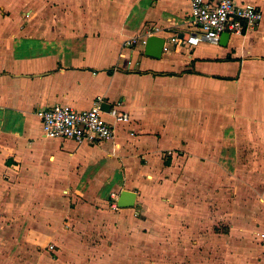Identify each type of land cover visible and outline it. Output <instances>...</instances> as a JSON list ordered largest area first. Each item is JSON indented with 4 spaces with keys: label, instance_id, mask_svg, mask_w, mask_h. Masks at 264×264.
I'll return each instance as SVG.
<instances>
[{
    "label": "crops",
    "instance_id": "obj_1",
    "mask_svg": "<svg viewBox=\"0 0 264 264\" xmlns=\"http://www.w3.org/2000/svg\"><path fill=\"white\" fill-rule=\"evenodd\" d=\"M237 1L264 15V0ZM196 29L191 0H0V225L39 192L26 237L56 252L40 264H264V17L219 44L192 46ZM152 34L160 58L145 54ZM96 101L113 138L44 134L40 107ZM223 172L244 183L232 235L205 232ZM123 189L135 206H118Z\"/></svg>",
    "mask_w": 264,
    "mask_h": 264
},
{
    "label": "built area",
    "instance_id": "obj_2",
    "mask_svg": "<svg viewBox=\"0 0 264 264\" xmlns=\"http://www.w3.org/2000/svg\"><path fill=\"white\" fill-rule=\"evenodd\" d=\"M191 17L197 29L189 35L187 42L194 46L201 42L219 44L225 32L244 35L259 26L264 15L257 5L250 2L191 0ZM138 38L127 39L125 46L133 48ZM109 112L117 122L130 120V114L119 106L110 108ZM37 113L48 137L73 139L78 143H101L115 136V125L103 116L102 101H96L90 109L55 104L40 107ZM50 248L54 249L55 245H50Z\"/></svg>",
    "mask_w": 264,
    "mask_h": 264
},
{
    "label": "rangeland",
    "instance_id": "obj_3",
    "mask_svg": "<svg viewBox=\"0 0 264 264\" xmlns=\"http://www.w3.org/2000/svg\"><path fill=\"white\" fill-rule=\"evenodd\" d=\"M223 165L228 168V163ZM233 169L234 168H232V171ZM222 174L223 175L220 185L221 190L217 199L220 202V206L214 207L212 204V198L205 199L206 203L208 204L207 208L205 207V215L213 219L210 225L206 226L205 232L208 233L213 231L215 233L232 235V212L234 213V210L231 205L235 199L238 200L243 196L239 195L242 192L236 193V190H238V183L241 186H244V183H242L243 177H240V175L235 176L234 172L232 177L224 175V172ZM253 185H255V182ZM19 189L22 190L21 187H19ZM34 192L35 190L31 191L28 197L25 195L22 198L19 197L20 199H15V196V200L13 199V202H18V207H25L24 212L17 215L15 214L13 220L10 223L11 225H0V251L5 250L6 254H9L10 257L12 256L11 260L17 261L16 264H21V261H23L25 264H40V260H43L44 256L46 259L47 254L55 255L56 253L49 251L50 241H47L46 234L38 236L39 238H34V236L26 237V231L29 229L31 233L32 230V227H30L29 223V221L32 220L30 216L35 213L34 210H36L35 208L38 205H40V207L42 206L40 203L42 199L37 201V199H40V197L42 198V195H40L39 192L38 194ZM1 234L3 236H1ZM33 252L34 255L31 254Z\"/></svg>",
    "mask_w": 264,
    "mask_h": 264
},
{
    "label": "water",
    "instance_id": "obj_4",
    "mask_svg": "<svg viewBox=\"0 0 264 264\" xmlns=\"http://www.w3.org/2000/svg\"><path fill=\"white\" fill-rule=\"evenodd\" d=\"M230 38V33L225 32L222 35L221 42L228 40ZM166 39L159 35H149L146 39L145 54L160 58L164 51ZM109 104L103 103L102 108L108 110ZM137 202V192L130 189H123L118 197L117 203L119 207H131L135 206Z\"/></svg>",
    "mask_w": 264,
    "mask_h": 264
}]
</instances>
